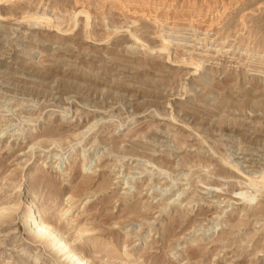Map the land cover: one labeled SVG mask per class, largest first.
Returning a JSON list of instances; mask_svg holds the SVG:
<instances>
[{
    "label": "rangeland",
    "instance_id": "1",
    "mask_svg": "<svg viewBox=\"0 0 264 264\" xmlns=\"http://www.w3.org/2000/svg\"><path fill=\"white\" fill-rule=\"evenodd\" d=\"M1 1L0 264H264V0Z\"/></svg>",
    "mask_w": 264,
    "mask_h": 264
},
{
    "label": "bare ground",
    "instance_id": "2",
    "mask_svg": "<svg viewBox=\"0 0 264 264\" xmlns=\"http://www.w3.org/2000/svg\"><path fill=\"white\" fill-rule=\"evenodd\" d=\"M13 1H15V0H13ZM107 1H109V3H111V4L115 5V6L116 5H120L119 8L121 7V9H123V10L126 9V11L129 12V14L131 16H133L132 18L140 16V17L145 18V19L150 20V21H161V20H159L160 18L158 19V15H157L158 14L157 12H161L163 10L162 9L163 8L162 4H161V0H107ZM116 7H118V6H116ZM160 7H162V8L160 9ZM210 9H211V7H210ZM166 10H167V8H166ZM208 10L209 9L207 8L206 12ZM163 12H165V10H163ZM206 12H204V15H206L205 14ZM196 13H197V11H196ZM73 14L75 16L77 14L85 15L86 16V21H88V18L90 16L87 12H84L83 10L78 11V12L74 11ZM160 15H162V13ZM164 16H166V15H164ZM0 18H2V17L0 16ZM73 18H75V17H73ZM33 19H34L35 22L40 20V21H45L47 24L51 23L50 21L52 20V18L50 20L49 16L47 17V15L45 13L40 14L39 16H35ZM167 19H168V16H167ZM171 19H173V18H171ZM132 21L134 22L136 20L133 19ZM58 26L59 25L55 26L56 29L58 28ZM53 27H54V25H53ZM113 29H116V27H114ZM108 36H109V34H108ZM134 39H135V41H138V39L136 37H134ZM160 39H161V37H160ZM160 50H165V48L163 47ZM168 56H169V54H168ZM260 180L264 182V171H263V174L260 176ZM250 181H253V180H250ZM263 186H264V183H263ZM243 199L245 200L244 197H243ZM252 200H254V199H252ZM32 204H33L32 201H29V202L26 203V215L27 216L25 217L26 220L24 221V225H26V226L31 225V227H32V230H31L32 231V237L35 240V242L44 245L46 248H52V249H53V247L55 245H58L59 247L56 250H53L54 254H55V256L57 258H63L64 262H66L67 264H92L85 257L84 254H82L81 252L78 251L76 246L74 247V245L71 244L72 242L70 243V241L65 236L62 235V233L59 230L60 228L58 229V227L55 225V223H53V222H51V221H49L47 219L42 218V215L39 212V210L37 208H35ZM32 208H33V212L30 211V209H32ZM6 211H7V209H4V208L0 209V224L6 223L8 219L12 221V217H11L12 214L5 213ZM2 212H4V213H2ZM1 218H3V219L1 220ZM87 233H90V232L87 229H82L81 228L80 230L77 231L76 236L78 238V236L83 235V234H87ZM123 251L125 252V250H123Z\"/></svg>",
    "mask_w": 264,
    "mask_h": 264
}]
</instances>
